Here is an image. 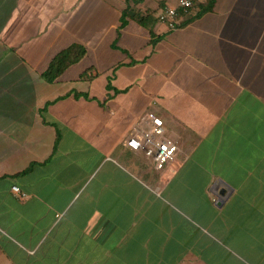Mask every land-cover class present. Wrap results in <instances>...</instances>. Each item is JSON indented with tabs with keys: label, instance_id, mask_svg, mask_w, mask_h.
I'll return each instance as SVG.
<instances>
[{
	"label": "crops",
	"instance_id": "0c3cea01",
	"mask_svg": "<svg viewBox=\"0 0 264 264\" xmlns=\"http://www.w3.org/2000/svg\"><path fill=\"white\" fill-rule=\"evenodd\" d=\"M179 1L0 0V264H264V0Z\"/></svg>",
	"mask_w": 264,
	"mask_h": 264
},
{
	"label": "built area",
	"instance_id": "2783aa9c",
	"mask_svg": "<svg viewBox=\"0 0 264 264\" xmlns=\"http://www.w3.org/2000/svg\"><path fill=\"white\" fill-rule=\"evenodd\" d=\"M193 8L194 3L191 0H180L178 6H165L160 9L156 13V19L168 29L175 30L179 26L180 10L188 13ZM146 119L147 128L133 134L127 140L126 146L133 152L143 154L158 171H161L175 160L179 147L165 136V124L162 118L154 113H148ZM12 190L23 197L18 187H13Z\"/></svg>",
	"mask_w": 264,
	"mask_h": 264
},
{
	"label": "trees",
	"instance_id": "16d2710c",
	"mask_svg": "<svg viewBox=\"0 0 264 264\" xmlns=\"http://www.w3.org/2000/svg\"><path fill=\"white\" fill-rule=\"evenodd\" d=\"M135 2L140 0H133ZM208 9H205L206 11ZM151 16L154 17L152 14ZM135 17L140 23H143L147 17L146 15L135 14ZM86 49L80 45H72L59 53L50 63L47 71L42 75L48 82H55L60 76L73 64L78 63L85 55Z\"/></svg>",
	"mask_w": 264,
	"mask_h": 264
},
{
	"label": "water",
	"instance_id": "95a60500",
	"mask_svg": "<svg viewBox=\"0 0 264 264\" xmlns=\"http://www.w3.org/2000/svg\"><path fill=\"white\" fill-rule=\"evenodd\" d=\"M226 194H227V190H226V189H223V190L220 192V195H221V196H224V195H226ZM222 202H223L222 200L218 199L217 205H218V206H221Z\"/></svg>",
	"mask_w": 264,
	"mask_h": 264
}]
</instances>
